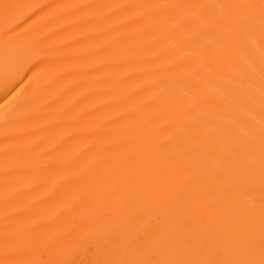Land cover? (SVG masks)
Returning a JSON list of instances; mask_svg holds the SVG:
<instances>
[{
    "label": "bare ground",
    "instance_id": "6f19581e",
    "mask_svg": "<svg viewBox=\"0 0 264 264\" xmlns=\"http://www.w3.org/2000/svg\"><path fill=\"white\" fill-rule=\"evenodd\" d=\"M0 264H264V0H0Z\"/></svg>",
    "mask_w": 264,
    "mask_h": 264
}]
</instances>
